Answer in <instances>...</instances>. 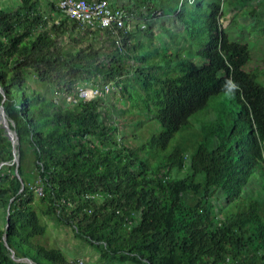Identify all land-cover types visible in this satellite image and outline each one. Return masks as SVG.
Returning a JSON list of instances; mask_svg holds the SVG:
<instances>
[{"label":"trees","instance_id":"trees-1","mask_svg":"<svg viewBox=\"0 0 264 264\" xmlns=\"http://www.w3.org/2000/svg\"><path fill=\"white\" fill-rule=\"evenodd\" d=\"M8 1L0 106L17 165L0 126V264H27L11 251L33 264H78L38 244L42 218L117 264H264V69L243 70L249 47L221 25L226 7L264 30V0H104L144 21L129 31L87 29L49 0ZM183 58L189 70L173 72ZM112 85L121 97L109 112ZM80 88L101 95L79 99ZM209 109L216 119L197 129L191 120ZM126 113L159 132L127 144L116 119ZM216 122L223 138L205 131Z\"/></svg>","mask_w":264,"mask_h":264},{"label":"rangeland","instance_id":"rangeland-1","mask_svg":"<svg viewBox=\"0 0 264 264\" xmlns=\"http://www.w3.org/2000/svg\"><path fill=\"white\" fill-rule=\"evenodd\" d=\"M1 1L2 5H4V8L10 7L8 0ZM57 1L58 0H53V3L56 4ZM44 5L45 6L41 7L43 12L49 13L51 19L56 21L58 19V15L56 13H52L50 7H46V2L44 3ZM224 13H227L228 15H225L221 18L222 28L226 29V33H228L232 40L239 43H245L249 47L250 59L244 65L243 70L247 73H252L255 70L264 69V30L256 24L249 23L245 16H242L240 14H237V16L235 17L232 16L231 14H229V11L226 7L224 8ZM130 25L133 27L139 25L140 27L143 26L144 28V21L133 20ZM95 46H102V43H95ZM201 63V60L194 59L192 61L193 68L197 69L201 65ZM189 68V62L185 60V58H183V60H181L179 63H175L172 65L173 72H185L189 70ZM258 82L264 85V76L262 78L259 77ZM90 84V82H87L83 83L82 86H89ZM120 97L119 87L117 88L113 85L110 86V90L107 91L105 97H103V99L105 100V104L109 107V112L119 107V102L117 100H119ZM57 100H64V96L57 98ZM218 101L219 100L212 102L210 108L216 111ZM230 104L231 103H229L226 108H228ZM113 106L114 108L111 109V107ZM233 108L234 106L231 105V109ZM124 109H126L127 112L131 111L130 105L128 104L124 105ZM215 116L216 113L211 111V109L205 110L198 113L191 120V123L197 129H199L201 127V123L205 125L214 122V120L216 119ZM230 117H233V115H231ZM116 119L121 125L120 133L123 132V135L126 137L127 144L132 146L134 145V143L139 144L140 142H144L149 134L152 135L159 132V129L154 125H152V130L151 132H149L148 129L150 128V124L148 122H143V125H138L136 121L139 118L136 117V115L133 116L126 113L121 117H117L116 114ZM226 119L229 120V117H226ZM199 120L203 122L198 123L197 121ZM205 131L215 134L216 136H218V138H223L225 135V131L219 127L217 122L213 125H208V128H206ZM137 135L140 140L134 139V137ZM110 137L114 142H117V136L115 133L110 134ZM2 216L3 210L0 207V228L3 227ZM42 222L46 224L47 231L45 235L38 237L37 239L38 244H40L41 246L48 249L57 248L64 254L68 261H77L78 264H117L116 261L110 256L98 252L97 249H95L92 245L84 242L80 238H77L69 227L64 225H57L48 218H42Z\"/></svg>","mask_w":264,"mask_h":264},{"label":"built area","instance_id":"built-area-1","mask_svg":"<svg viewBox=\"0 0 264 264\" xmlns=\"http://www.w3.org/2000/svg\"><path fill=\"white\" fill-rule=\"evenodd\" d=\"M56 6L62 15L76 21L87 29H123L129 31L134 28L130 25L134 19L126 9L110 8L104 0H58ZM106 91L107 87H105ZM99 95H101V92L96 88H80L77 92V98L84 100H89ZM67 101H72V97H67ZM262 156L264 160V145L262 146ZM96 196L94 195L93 197Z\"/></svg>","mask_w":264,"mask_h":264},{"label":"water","instance_id":"water-1","mask_svg":"<svg viewBox=\"0 0 264 264\" xmlns=\"http://www.w3.org/2000/svg\"><path fill=\"white\" fill-rule=\"evenodd\" d=\"M0 94L2 96V102L5 100V95L4 92L2 91V89L0 88ZM0 126L4 132V135L10 140L11 144H12V152H13V162L16 163L17 165V156H16V151H15V146H16V136L14 134V132H12L10 130L9 127V122L6 118V114L5 111L3 109L2 106H0ZM15 173L17 174V171H15ZM8 216H9V206L6 209V227H7V223H8ZM10 258L15 261V262H19L20 260L25 261L27 264H33L30 260L28 259H15L14 258V252L11 251L10 252Z\"/></svg>","mask_w":264,"mask_h":264},{"label":"crops","instance_id":"crops-1","mask_svg":"<svg viewBox=\"0 0 264 264\" xmlns=\"http://www.w3.org/2000/svg\"><path fill=\"white\" fill-rule=\"evenodd\" d=\"M51 2H53V0H50ZM45 3V2H44ZM44 3H42V5L44 6ZM112 6H116L117 5V2L116 0H111V3H110Z\"/></svg>","mask_w":264,"mask_h":264},{"label":"clouds","instance_id":"clouds-1","mask_svg":"<svg viewBox=\"0 0 264 264\" xmlns=\"http://www.w3.org/2000/svg\"><path fill=\"white\" fill-rule=\"evenodd\" d=\"M233 87H235V85H233Z\"/></svg>","mask_w":264,"mask_h":264}]
</instances>
